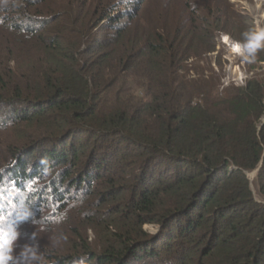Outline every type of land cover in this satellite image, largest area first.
Instances as JSON below:
<instances>
[{
  "label": "trees",
  "instance_id": "obj_1",
  "mask_svg": "<svg viewBox=\"0 0 264 264\" xmlns=\"http://www.w3.org/2000/svg\"><path fill=\"white\" fill-rule=\"evenodd\" d=\"M52 1L0 20V133L34 128L0 149V215L27 209L20 238L30 224L56 238L43 264H264L248 177L259 168L264 197V79L220 90L216 74L182 76L215 46L189 7L146 17L149 0H126L115 16L117 0ZM231 16L212 27L243 42L255 29Z\"/></svg>",
  "mask_w": 264,
  "mask_h": 264
},
{
  "label": "rangeland",
  "instance_id": "obj_2",
  "mask_svg": "<svg viewBox=\"0 0 264 264\" xmlns=\"http://www.w3.org/2000/svg\"><path fill=\"white\" fill-rule=\"evenodd\" d=\"M34 1L39 3L41 0ZM53 1L51 2L53 10H58L59 8L55 6L58 4L57 2H64L65 0ZM125 1L126 0H117L113 3L114 5H116V3L120 4H117L115 9L112 10V15L116 16L117 14H120V12H129L135 6L134 3L130 2L127 4ZM165 2L166 5L168 4L170 7L173 6L178 8L181 12L179 15L182 14V10L185 6L189 7L195 12L194 15H196L197 18H201V20L205 19V26L211 30V39L209 37V43L211 46L215 45L214 48L210 52H207L209 46L201 45L198 48L201 53L195 49L191 58L183 60L182 66L178 69L180 74L185 76L187 80L194 78L208 80L211 75L216 74L221 79V88L219 89L222 90L225 86L231 84L235 86H243L247 79L251 77L264 79V62H259L258 59L260 57V53L258 52L256 54V58L253 63L243 62V57L234 54L231 51V45L233 43L242 41L236 39V37L226 30H216V28L212 27V21L215 18L220 19L224 15H226L227 18L224 17L223 22L227 19L231 22L234 21L231 14L234 12L235 15L237 11H239L246 18L247 22L251 24L254 29L258 25L264 27V0H149V5L144 8L146 17H149L150 15L151 17H155L156 12L153 7L158 3L163 4ZM25 6V0H0V20L3 21V19H6L7 22L10 20H19L18 16L20 15V12L24 11ZM4 8H8L9 10L3 11ZM43 10L51 11L50 6H48V8H43ZM31 15L34 16L35 20H40L42 18L41 16L46 17V15H40L35 11L32 12ZM104 22L105 21L101 22L97 27H95L94 31L98 32L100 28L103 29L102 25ZM230 26L231 24L225 25L224 27L230 28ZM2 33L3 31L0 30V35ZM225 35L229 36V41L227 42L223 39ZM97 36L101 37V32H99ZM206 39V36H199L197 41L201 44V42ZM33 130L34 128L31 126H26L22 129L19 128L18 130H16L15 127L6 129L4 132L0 133V149L19 147L21 143L26 140L25 138L28 134L26 132L32 134ZM73 139L74 138H72V140ZM69 141L71 142V139ZM256 170L248 172V177L252 183L251 187L253 189L254 196L258 201L264 202V197L260 195L256 187V177L258 172H256ZM30 225L26 226L27 229L23 238H19L15 251L19 253L26 244H34L38 246L40 252L45 254L48 243H50L51 246H54L56 238L51 234H46V230L43 229V227ZM146 228L148 231L152 232V234H155L158 230V227H155L154 225H146ZM31 230L33 231L32 235H30ZM92 238H95L94 234H92Z\"/></svg>",
  "mask_w": 264,
  "mask_h": 264
},
{
  "label": "clouds",
  "instance_id": "obj_3",
  "mask_svg": "<svg viewBox=\"0 0 264 264\" xmlns=\"http://www.w3.org/2000/svg\"><path fill=\"white\" fill-rule=\"evenodd\" d=\"M229 41V36L223 37ZM264 49V27L243 34V42L231 45V51L243 57V62L253 63L256 54ZM30 211L25 209L12 217L0 215V264H43V253L34 244H26L19 253L15 251L21 236L20 224L29 220Z\"/></svg>",
  "mask_w": 264,
  "mask_h": 264
},
{
  "label": "water",
  "instance_id": "obj_4",
  "mask_svg": "<svg viewBox=\"0 0 264 264\" xmlns=\"http://www.w3.org/2000/svg\"><path fill=\"white\" fill-rule=\"evenodd\" d=\"M259 169V168H258ZM258 169L256 170V172L258 171Z\"/></svg>",
  "mask_w": 264,
  "mask_h": 264
}]
</instances>
